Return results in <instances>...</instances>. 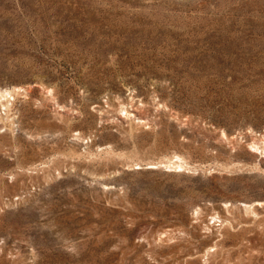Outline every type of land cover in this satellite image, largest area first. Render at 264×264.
<instances>
[{
    "label": "rangeland",
    "instance_id": "374dc122",
    "mask_svg": "<svg viewBox=\"0 0 264 264\" xmlns=\"http://www.w3.org/2000/svg\"><path fill=\"white\" fill-rule=\"evenodd\" d=\"M0 264H264V0H0Z\"/></svg>",
    "mask_w": 264,
    "mask_h": 264
},
{
    "label": "bare ground",
    "instance_id": "6f19581e",
    "mask_svg": "<svg viewBox=\"0 0 264 264\" xmlns=\"http://www.w3.org/2000/svg\"><path fill=\"white\" fill-rule=\"evenodd\" d=\"M4 97V96H3ZM175 169H181L182 166L181 165H177V166H174Z\"/></svg>",
    "mask_w": 264,
    "mask_h": 264
}]
</instances>
